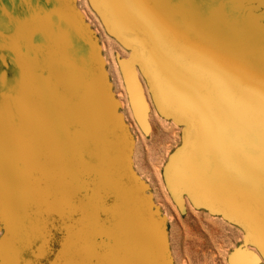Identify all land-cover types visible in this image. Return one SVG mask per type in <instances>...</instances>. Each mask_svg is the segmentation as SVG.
I'll return each instance as SVG.
<instances>
[{
  "label": "rangeland",
  "instance_id": "374dc122",
  "mask_svg": "<svg viewBox=\"0 0 264 264\" xmlns=\"http://www.w3.org/2000/svg\"><path fill=\"white\" fill-rule=\"evenodd\" d=\"M0 264H264V0H0Z\"/></svg>",
  "mask_w": 264,
  "mask_h": 264
},
{
  "label": "bare ground",
  "instance_id": "6f19581e",
  "mask_svg": "<svg viewBox=\"0 0 264 264\" xmlns=\"http://www.w3.org/2000/svg\"><path fill=\"white\" fill-rule=\"evenodd\" d=\"M105 59V58H104ZM143 96V95H140ZM120 101V99L118 98V102ZM147 104V103H146ZM137 110L139 112H141V114L143 115V117H145V119L147 118V113L145 112V103H144V98L139 99L138 100V104H137ZM148 123V121H147Z\"/></svg>",
  "mask_w": 264,
  "mask_h": 264
}]
</instances>
